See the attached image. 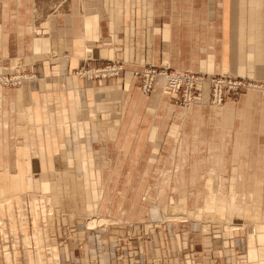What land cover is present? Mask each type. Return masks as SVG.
<instances>
[{"label": "crops", "instance_id": "1", "mask_svg": "<svg viewBox=\"0 0 264 264\" xmlns=\"http://www.w3.org/2000/svg\"><path fill=\"white\" fill-rule=\"evenodd\" d=\"M25 2L13 10L0 1V72L19 58L20 69L36 74L21 88H0V167L31 186L10 212L0 207V264H192L189 251L196 246L205 255L217 249L218 222L238 224L230 236H219L232 244L243 236L245 247L242 255L233 246L226 250L237 260L230 256L225 264H264L263 92L247 89L209 106L204 79L181 113L160 77L145 95L133 75L150 63L204 77L220 71L264 79V0H80L31 20ZM87 55L88 65L116 58L124 70L77 78L71 70ZM173 184L181 187V210L174 211L173 196L166 212L153 209L152 193ZM109 188L115 189L110 205L119 200L121 215L78 221L69 213L61 221L74 224L75 234L57 249L59 202L72 208L82 199L86 210L97 206L106 215ZM144 188L154 202L144 199ZM35 192L50 198L52 212H32L27 199ZM192 197L190 208L184 199ZM43 199L35 210L48 208ZM18 223L24 227L15 236L19 247L13 241L8 250L3 227L15 235ZM191 228L199 239L185 238ZM125 233L135 235L134 246Z\"/></svg>", "mask_w": 264, "mask_h": 264}, {"label": "rangeland", "instance_id": "2", "mask_svg": "<svg viewBox=\"0 0 264 264\" xmlns=\"http://www.w3.org/2000/svg\"><path fill=\"white\" fill-rule=\"evenodd\" d=\"M0 1H1V5L2 6H3L2 1L4 3L9 2V3H7V5H11L10 7L13 10H15L16 8L18 9L20 5H23V0H0ZM101 1H103V0H101ZM73 2H80V0H26L25 5H26L27 12L30 15L29 18L31 20V18L34 17V14L36 15L37 18L38 17H42V16H44V13L48 12V10L54 9V10H58V11L63 12V10H66L68 8L70 3H71V6H72V4H74ZM1 14H2V10H1ZM91 58L92 57L90 55H87V57L83 58L84 62H82L76 68L71 70L72 73L77 78H80V77L83 78L82 75L77 74L78 72H80L78 70L79 67H81L82 70L83 69H90V68H94V67L98 66L99 64H105V63H107L110 60L109 59L107 61H98L93 66L92 63H90V65L87 64V62H92ZM113 59H115V61H118L119 64L122 65V69H123L122 61L119 60V59H116V58H112L111 60H113ZM15 61L12 62V67H11L10 71L9 70L8 71L4 70L3 72H0V81L3 80V78H5L7 80L8 86H10V87H18L19 86V84H20L19 81L15 80L16 77L19 76V75L23 76V75L29 74V75H32L34 77L36 76L35 73L30 72L29 70L26 71L25 69H20L19 68V66L21 67V64H22L20 62L19 58H18V60H15ZM144 64H150V63H144ZM144 64L142 66H144ZM196 73H202V72H196ZM215 73H217V74H226V73H222L220 71H215ZM214 74H211V75H214ZM211 75H208V76H211ZM242 78H245V80L247 82H249V83H251L253 85H257V86L260 85L262 89H260L259 91L263 92L262 95L264 97V87H263L264 79L253 80V79L247 78V77H242ZM92 79H94V78H92ZM0 85L3 86L2 82H0ZM4 87H6V86H4ZM138 87H139L140 93L145 94L141 90L139 84H138ZM250 87L252 88V86H250ZM251 88H249V86H247L246 89L240 90L239 93H241L242 91H245V93H246L247 89L251 91L252 90ZM208 91H209V89H208ZM147 94H145V95H147ZM208 98H209V96H208ZM172 102H173V100H172ZM176 105H178V104H176ZM190 105L191 104H188V103H185L183 106L182 105H178L179 108H180V109H178V111L181 112V113H185L190 108ZM208 105L209 106H214V104H212L210 102H208ZM105 162H106V160H105ZM105 164L107 165V162ZM105 169H108V168H105ZM11 171H13V170H11ZM121 174L122 173L120 172V174L118 175V178H120ZM126 174H127L126 172H125V174H122V178H125ZM108 175L109 174L107 173L106 176L108 177ZM100 181L102 183L105 181V183H106L107 180L105 179L104 174L101 175ZM115 181L113 183H115ZM122 181L125 182V183H129V181L124 180V179ZM36 184H38V183H36ZM24 185H25L24 176L23 177H18V175H14L13 173L10 174L9 172L5 171L2 167H0V207H4L6 210H8V212H10L11 208H12V204L15 202L16 198L20 195V193L22 191H24V190L31 189L30 188L31 186H27V185L24 186ZM172 187H173L172 189H168L167 185H165V186L164 185H159L158 186V189L155 191V193H152V194H154V197L157 199V202H158L157 206L153 207V209H156L157 211H159V209H160V212H166V211H164L163 207L166 205V203L170 199V196H173L174 199L177 201V203L175 204L176 205V209H174V211H180L181 210L180 209V205H178V200H179L178 193H179V188H181V187L178 184H173ZM114 190H115L114 188H109V189H107V194H105V196H106L108 201H107V207L103 211H104V213H106V215H103L101 212L99 213V211L97 210L98 209L97 206L96 207L92 206L90 209L86 210L85 207H84V203H83L82 199H81V201H78L76 203V205H74L72 208L64 207L65 205L68 206V203H66V200H64V201L61 200L59 202V204H62V209H61V212L59 213V215L55 216V217L60 219V220H55L54 225H53L54 230H55L54 238H55L56 248L57 249H59L61 247V245H63V243H65V242L69 244V241H70L71 237L75 234L74 227H73L74 224L68 226L67 223L61 221V219H64V218L65 219H69V218H67V215L69 213H71L72 215L76 214V216H74L73 218H76V220H78V221H82V219L86 218V217L94 219L95 217L99 216L100 214L102 216L121 215V214L117 213L118 212L117 204H118L119 200L114 202L113 205H110V203H112V201L115 199L114 198ZM126 190L127 189H125L124 192H126ZM159 190H160V193H158ZM173 190H175V191H173ZM96 191L97 190H94L93 192H96ZM140 191L141 190H139V192ZM167 191L169 192V194H168ZM104 192H105V190H104ZM124 192H121V195ZM146 192H148L147 188L142 189L141 194H143L145 196L144 199L154 202V200L152 199L154 197L148 196L146 194ZM119 195L120 194L117 193V198H118ZM28 196H29V198L27 199L28 204L31 206V208H33L34 211H32V212H34L35 215L37 214V212L39 213L37 215H41L42 212H44L46 214V212L49 213V212L53 211L54 208L52 209V203H51L50 198L45 196L43 193L35 192L33 198L30 196V194H28ZM42 196H43V198H45V206H48V208L47 209L44 208L43 210H40L41 208L38 209V210H35L34 207H37V206L41 207V205H44V201H42V199H43ZM254 197L256 198L255 195H252V200H254ZM262 198H261V200H262ZM188 199H190V200H188ZM188 199H184V202L186 203V205L189 206L190 208L195 207V199L193 197L192 198H188ZM35 200H37V202ZM203 200L205 201L204 204H209V202H210V200H207V198L203 199ZM46 201H48V203L50 205H46ZM94 201H96V200H94ZM259 201H260V199H256V202H259ZM74 207H75V209H74ZM184 207L185 206L183 205L182 208H184ZM128 208H130V206ZM0 209H3V208H0ZM125 209H127V208H125ZM125 209H124V211H125ZM28 212L30 213V211H28ZM2 213L3 212L0 211V214H2ZM177 214H178V216H182V213L181 214L177 213ZM63 216H65V217H63ZM0 217H2V216L0 215ZM190 218L194 219L193 217H190ZM97 219H98V217H97ZM177 219H180V218H177ZM189 219H187V220H189ZM89 221H90V219H89ZM118 222L119 221H117L115 219L113 224H117ZM103 223L105 224V222H103ZM109 223H112V222L106 221V224H109ZM214 225L218 227L217 229H214L213 230L214 233H212L213 236H214L213 238H216L215 240H217V238H219V240L217 242L218 244L215 245L217 249H212V247H210L208 252L205 255V250H203V248H200V247L196 246V249L193 248V250L189 251V255H191L190 257H191V260L193 261L192 264H225L224 258L226 259L227 257L233 256L235 258V260H237V258L235 257V252H238V255H242V253H243V251L245 249L244 242H243V236H237V238H235L236 240H234L235 241V244L233 243L234 245L231 243V241H229V237L222 238V237L219 236V234H222V232L224 234L228 233L229 236H230V233H231L230 230H233V229H236L237 227H239L238 224L233 222L232 226L224 227L223 224L218 222L217 224H214ZM22 226H23V224L21 225V223L15 224V227H13V229H12V231H14L15 235L11 234L12 232L10 233L9 231H7L6 227H3L4 234L6 236V238H5L6 249H8V250L11 249V246L13 245V241L16 242L15 243L16 247H19L20 240H19V238L15 237V236H18L20 234L19 232H22V229H24V227H22ZM56 227L58 228V231H57V229H55ZM262 227L264 228V224H263ZM0 228H2V226H0ZM93 228H98V227H93ZM263 228L260 227L259 229L263 230ZM191 229H192V231H194L195 234H193L191 236L192 231H189V234L185 235V238H187L188 235H189L188 238H191V239H194V240L199 239L198 235L200 233L198 231H196V229H193V228H191ZM123 230L126 231L127 228H123ZM226 230H228V231H226ZM243 230H245V227H244ZM2 231H0V232L2 233ZM239 231H242V230L239 229ZM29 234H30V236H32L31 232H29ZM107 236H108V233H107ZM124 236H125V240H129L130 239L129 241H131L132 246H134L133 244L135 242V235H130V234L128 235V234L125 233ZM146 239H147V236H146ZM29 243L30 244L32 243V237L29 238ZM126 243H127L126 241L125 242L121 241L119 244L124 246ZM218 245H220V247H218ZM117 246H119V245H117ZM232 246H233V249H234L235 252L233 253V250H232V255H230V254H228L229 252L226 251V250L230 249ZM68 249H70L69 245H68ZM176 249H177V252H180V249L177 246H176ZM200 249H202V251H199ZM245 254H246V252H245ZM118 255H119V253L116 255V257ZM16 256H17V258L19 257V255H16ZM118 257H121V255H119ZM19 259H20V257H19ZM117 261H119V262L123 261V257H121L120 260L117 259ZM67 264H69V263H67ZM229 264H231V263L229 262ZM239 264H241L240 261H239Z\"/></svg>", "mask_w": 264, "mask_h": 264}, {"label": "built area", "instance_id": "3", "mask_svg": "<svg viewBox=\"0 0 264 264\" xmlns=\"http://www.w3.org/2000/svg\"><path fill=\"white\" fill-rule=\"evenodd\" d=\"M111 68H113L114 71L109 72ZM121 68L122 65H120L118 61L110 59L107 63L99 64L94 68L82 70L81 67H79L78 70L80 72L91 70L93 74L90 78H94L97 77L98 74L106 76L115 75L118 71L122 70ZM80 72L77 74L80 75ZM156 75H161L165 78L164 87L167 89L169 88V90L173 92V103L183 106L185 103H191L195 100L198 92L195 86L197 80L196 74L189 71H177L161 65H144L140 70L134 71L137 83H140L141 88L145 90V92L151 90ZM171 79L173 80L172 85L168 83ZM201 79L202 76H199L198 80ZM206 80L208 81V99L210 103L221 102L227 95H233L250 84L245 80L229 76L228 74L212 75V77H207Z\"/></svg>", "mask_w": 264, "mask_h": 264}, {"label": "bare ground", "instance_id": "4", "mask_svg": "<svg viewBox=\"0 0 264 264\" xmlns=\"http://www.w3.org/2000/svg\"><path fill=\"white\" fill-rule=\"evenodd\" d=\"M144 65H152V64H144ZM143 67V66H142ZM122 69V68H121ZM123 70V69H122ZM121 70V71H122ZM174 70H176V69H174ZM111 71H114V69L113 68H111L110 69V71L109 72H111ZM134 71H138V70H133V75H134ZM177 71H179V70H177ZM185 71H189V72H191V73H194V74H196L195 76L197 77V80H198V77L200 76H202V79L201 80H196V83H195V86L197 87V84L198 83H200V81H204V79H207V77H209V76H205L204 77V74L203 73H196L195 71H192V70H185ZM108 72V73H109ZM118 72H120V71H118ZM118 72L116 73V74H118ZM181 72H183V71H181ZM99 73H105V72H99ZM92 71L91 70H88V71H83V72H80V75H82L83 77H86V78H89L90 79V77L92 76ZM115 74V75H116ZM199 75V76H198ZM214 75H223V74H217V73H215ZM109 76H112V75H109ZM109 76H106V75H101V74H98L97 75V77H99V78H106V77H109ZM229 76H232V75H229ZM135 77V76H134ZM158 77H160L163 81H162V83L163 84H165V78L163 77V76H161V75H156L155 77H154V80H153V85H152V88H151V90L154 88V85H155V82H156V80H157V78ZM210 77H212V75L210 76ZM232 77H236V78H239V79H241V80H245V78H242V77H238V76H232ZM33 78H35L34 76H32V75H29V74H27V75H23V76H17L16 77V81H19V87L18 88H21V86H23V82L25 81V80H31V79H33ZM95 78V77H94ZM13 81V80H12ZM173 80L171 79L168 83L170 84V85H172L173 84V82H172ZM246 81V80H245ZM0 82H2V84H3V86H1L0 85V87H4V86H7L8 87V84H7V80L5 79V78H3V80H1ZM139 86H140V88H141V85H140V83H139ZM247 86H249V88H251L250 86H252V90H256V91H259L260 89H262L261 88V86L259 85V86H257V85H253V84H249V85H247ZM247 86L246 87H244V88H242V89H246L247 88ZM17 88V89H18ZM242 89H240V90H242ZM141 90L145 93V94H147V93H149V92H151V90H149L148 92H145V90H143L142 88H141ZM168 90H169V88H168ZM239 90V91H240ZM169 91H171V90H169ZM239 91H237L236 93H239ZM172 92V91H171ZM235 93V94H236ZM229 96H231V95H227V97H225L221 102H218V103H215V102H213L212 104H214V106H220L221 105V103L222 102H224L225 100H226V98H228ZM188 104H192V102L191 103H188ZM180 109V108H179ZM182 109V108H181ZM185 109V108H184Z\"/></svg>", "mask_w": 264, "mask_h": 264}]
</instances>
